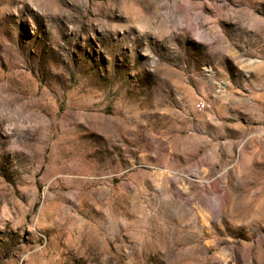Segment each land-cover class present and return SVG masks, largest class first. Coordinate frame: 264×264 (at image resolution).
I'll return each mask as SVG.
<instances>
[{
	"label": "rangeland",
	"instance_id": "374dc122",
	"mask_svg": "<svg viewBox=\"0 0 264 264\" xmlns=\"http://www.w3.org/2000/svg\"><path fill=\"white\" fill-rule=\"evenodd\" d=\"M0 264H264V0H0Z\"/></svg>",
	"mask_w": 264,
	"mask_h": 264
},
{
	"label": "built area",
	"instance_id": "2783aa9c",
	"mask_svg": "<svg viewBox=\"0 0 264 264\" xmlns=\"http://www.w3.org/2000/svg\"><path fill=\"white\" fill-rule=\"evenodd\" d=\"M196 107H197L199 110H201V109L204 108V103L199 101V102L196 103Z\"/></svg>",
	"mask_w": 264,
	"mask_h": 264
}]
</instances>
